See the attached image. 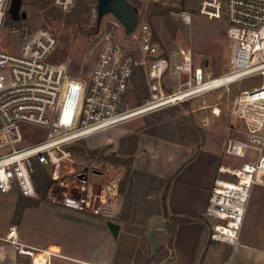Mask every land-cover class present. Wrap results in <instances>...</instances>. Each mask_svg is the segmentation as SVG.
Segmentation results:
<instances>
[{"label":"built area","instance_id":"built-area-1","mask_svg":"<svg viewBox=\"0 0 264 264\" xmlns=\"http://www.w3.org/2000/svg\"><path fill=\"white\" fill-rule=\"evenodd\" d=\"M23 1L19 10H25ZM128 1L138 8V2L157 0ZM50 2L65 11L74 0ZM9 5L10 0H0V190L4 192L13 190L34 197L36 166H51V176L56 178L61 162L72 160L70 145L93 132L210 90L228 88L250 75H264V0H225V6L222 0H200L198 13L210 18L222 19L225 8L230 61L228 69L217 74L194 63L190 47L180 48L170 64L153 40L148 24L139 21V8L130 31L137 41L133 48H123L106 36L90 72L72 73L67 60L51 59L57 41L54 33L42 26L30 29L27 13L12 18ZM175 18L189 23L191 13L180 9ZM170 67L181 77L166 78ZM137 68L144 71L149 95L136 105L125 106ZM166 82L176 85L168 89ZM211 109L214 114L220 112L219 106ZM230 115L239 123L231 124L236 134L225 138L222 151L242 160L236 165H219L218 170L229 176L215 178L208 191L205 214L211 217L210 240L234 246L239 242L251 186L264 185V78L238 91ZM27 130H41L42 137L24 142ZM113 187L115 182L101 185V204L93 205L90 189L85 196H65L62 203L95 214L106 211L103 192L110 189L114 194ZM6 242L17 254L30 256L34 264H39L38 254H55L50 248L25 242L13 226L0 236V244Z\"/></svg>","mask_w":264,"mask_h":264},{"label":"rangeland","instance_id":"rangeland-1","mask_svg":"<svg viewBox=\"0 0 264 264\" xmlns=\"http://www.w3.org/2000/svg\"><path fill=\"white\" fill-rule=\"evenodd\" d=\"M27 1L22 2V7L27 13L26 24L30 29L42 26L54 33L57 41L51 59L54 61L67 60L68 68L72 73L87 75L90 72L106 36L116 41L123 48H133L137 43L133 33L126 32L120 20L112 12L104 14L96 28L95 18L92 14L96 0H74L71 7L65 11L55 8L51 11L54 17L52 21L44 18L43 14V11L48 9V4L43 6L41 2ZM157 1L162 6H168L170 8L168 12L153 13L152 2H138L139 21L143 20L148 24L153 40L159 44L161 53L168 58L170 64L176 58L180 48L190 47L194 63L202 64L205 69H211L214 74L228 69L230 59L228 42L225 37V8L223 18L216 19L198 13L197 7L200 0ZM222 2L225 6V0ZM180 9H186L191 13L189 23H182L175 18V12ZM2 40L4 42V38ZM205 59H207V64H204ZM168 72L169 74L166 76L168 79L172 77L174 80V78L181 77L173 71L172 67L169 68ZM263 78L264 75L262 74H253L231 83L228 88L210 90L184 102L152 110L106 129L93 132L70 145L72 160L65 158L61 162L56 178L51 176V166H46L45 170L36 166L34 179L37 194L34 198L39 199L40 207L38 214L28 216L23 228L24 237L34 241L42 248L48 247L55 252V254L52 253L48 256L38 254L39 264H59V262L63 264H85L54 248L55 239L69 235L66 224L62 226L64 222L60 219L61 216H64L62 208H68V211L76 210L75 212L78 213L77 221L84 219L82 221L84 223L80 222L82 227L88 225V220L96 218V215L102 220H106L107 228L112 233L107 221L116 222L118 229L115 234L112 233L114 237L117 236L120 227L140 231L144 237V243L141 247V262L143 261L142 258L151 255V260L148 263L154 262L155 258L158 257L156 255L165 252L162 242L166 240L167 243L168 236H170L166 232L165 238H163L159 233L157 234L148 228L149 217L154 213L153 211L161 206L160 190L158 194L156 193L159 181L150 178L144 171L141 174L133 172L135 165L132 163L130 172L125 177L126 166L124 163L108 158L113 152L126 158L127 154L121 150H129L131 140L125 138L121 141L120 138L128 136L130 133H136L138 136L139 133H148L147 130L188 143L211 144L220 150L222 139L224 140L227 134L226 128L229 122L233 121L234 125L239 123L238 118H233L230 115V108L236 94L242 88L260 83ZM166 83L169 86L168 89L176 85L172 82ZM126 95L125 106L136 105L149 95L148 84L142 68H137L132 75ZM214 105L220 107L219 114L212 112L211 108ZM42 134L41 130H27L23 141H33L42 137ZM224 156L227 159L221 162L223 164H232L238 161L237 157ZM72 161L75 162L73 170L70 168ZM94 169L101 170L103 176L93 175ZM83 171L87 173L88 179L86 181L77 177V174ZM47 177L51 179V182L48 184L46 194L41 197L40 194L44 191V181ZM111 182H115V187H113L116 188V192H113L114 198L110 197L112 194L110 189L103 192L104 197H106L105 203L113 200L111 211L106 210L100 211L99 214H92L89 211L62 203L66 198L65 196H85L90 189L93 205L101 204L99 188L102 184L110 185ZM258 189L264 194V185L256 183L252 184L250 192L251 190L252 192L258 191ZM3 198L4 195L1 193L0 200ZM259 223V226L254 230L245 221L242 222L239 230L241 241H249L248 239L254 233H264V220ZM78 228L81 229V226ZM74 229H76L74 225L69 226L71 232ZM158 235L159 238L157 239L156 236ZM208 241L209 243H216L213 240ZM158 246L159 249L157 250ZM13 249L7 242L5 245L0 244V264H34L30 256L17 254ZM225 250L223 249L221 252L224 253Z\"/></svg>","mask_w":264,"mask_h":264},{"label":"crops","instance_id":"crops-1","mask_svg":"<svg viewBox=\"0 0 264 264\" xmlns=\"http://www.w3.org/2000/svg\"><path fill=\"white\" fill-rule=\"evenodd\" d=\"M231 124H234L233 121L229 122L226 128L225 138L236 134ZM224 140L222 139L219 150L211 144H193L150 133H139L132 164L135 165V169L169 180L165 198L167 213L169 215H200V218L177 223L169 241L171 234L165 228L167 218L161 212V206L153 211L154 213L148 219V228L159 233L163 238L166 232L170 234L167 243L166 240L162 242L165 252L156 264H264V233H254L248 239L249 241H241L239 236V242L234 246L226 243L222 246L220 244L222 242L209 243L208 241L211 222V217L205 214L208 191L215 178L229 176L228 172L218 170L219 165L223 164L221 162L227 159L222 151ZM241 160L238 158L236 163L223 165H236ZM1 193L4 198L0 200V236H4L13 226L22 240L39 246L24 237L23 228L29 215L38 214L40 201L29 205L28 196L25 197L18 220L13 221L20 194L13 190L7 192L0 190ZM110 197L114 198V194ZM112 203L113 200L106 203L105 208L111 211ZM75 211L62 208L64 216L60 219L64 222L62 226L66 224L69 235L55 239L53 245L57 251L67 253L85 264H149L146 261L151 260L152 255L142 258L141 262L140 254L139 261L134 260L141 238L137 232L120 227L117 236L114 237L107 228L106 220L96 215V218L88 220V225L82 227L80 222L84 223L82 222L84 219L77 221L78 213ZM263 220L264 194L259 189L253 192L251 190L242 222L245 221L255 230L259 222ZM71 225L76 228L72 232L69 230ZM76 226H81V229ZM159 235L156 236L157 239ZM223 249H226L224 253L221 252ZM59 264L63 263L59 262Z\"/></svg>","mask_w":264,"mask_h":264},{"label":"trees","instance_id":"trees-1","mask_svg":"<svg viewBox=\"0 0 264 264\" xmlns=\"http://www.w3.org/2000/svg\"><path fill=\"white\" fill-rule=\"evenodd\" d=\"M30 2H41V4L43 6L45 4H48L49 5L48 9L43 11L44 18L48 19V21H52L53 20L54 17L52 16L51 11H53L56 7L50 2V0H32ZM151 5H152V8L154 9L152 11L153 13H166L170 9L168 6H162V4L159 3V1H152ZM146 132H148L150 134H153V135H159V136H162V137H167V138H170V139H174V138H171V137H168V136H164L163 134L157 133L155 131H148L147 130ZM137 137L138 136H137L136 133H130L128 136H124V137L120 138L121 141H123L125 138L131 140V148L129 150H125V149L121 150V152L127 154L126 158H123L122 156L116 154V152L111 153V157L108 158V159H111L112 161H121L122 163H124V165L126 166L125 177L130 172V165L132 163L133 154L135 152V149H136L137 143H138V138ZM37 167H40L42 170H45V168L42 165H37ZM132 171L135 172V173H139V174L145 172V171L143 172V170L140 171L138 169H134ZM145 173L150 178L156 179V180L159 181V185L156 188V193L158 194V192L160 190L159 195H160V198H161V212L167 218L166 222H165V228L171 234V236L169 238V241H170L171 238H172V234L174 232V229H175V226H176L177 223L184 222V221H191L192 219H195V218H200V215H198V214L169 215L167 213V211H166V204H165L166 191H167V188H168L169 180H165L164 178L156 176V175L151 174L149 172H145ZM121 181H122V179H121ZM50 182H51V179L49 177H47L45 179V181H44V191H43V193L40 194L41 197L46 194L45 192H46V190L48 188V184ZM25 197H27V196H24L22 194H20V196L18 197L16 208H15V212H14V215H13V218H12L13 221L18 220V216L21 213V208H22L21 205L23 204V200H25ZM38 202H39L38 198L29 197L27 199V203L29 205H31V204L34 205V204H37ZM129 230H131V229H129ZM133 231L137 232L141 236V238H140V247H138V249L136 251V254H135V259H134L135 262H137V261H139V257H140V254H141V246L144 243V237H143V234L140 231H136V230H133ZM157 256L158 257L155 258L154 262H152L150 264H156L157 262H159L160 259H161V256H163V254L160 253ZM148 261H149V259L146 262H148Z\"/></svg>","mask_w":264,"mask_h":264},{"label":"water","instance_id":"water-1","mask_svg":"<svg viewBox=\"0 0 264 264\" xmlns=\"http://www.w3.org/2000/svg\"><path fill=\"white\" fill-rule=\"evenodd\" d=\"M19 7L20 0H10L8 12L12 18L26 16V11L19 10ZM109 12H112V14L120 20L126 32L131 31L138 17V8L128 0H96L95 7L92 11L93 17L95 18L96 28L99 26L102 16ZM91 27L93 28V26ZM204 64H207V59L204 60ZM92 172L95 176H103L101 170L94 169ZM77 177L85 180L87 178V173L85 171L80 172ZM107 224L112 233L115 234L118 229V224L111 220H108Z\"/></svg>","mask_w":264,"mask_h":264},{"label":"bare ground","instance_id":"bare-ground-1","mask_svg":"<svg viewBox=\"0 0 264 264\" xmlns=\"http://www.w3.org/2000/svg\"><path fill=\"white\" fill-rule=\"evenodd\" d=\"M46 254V253H45ZM29 257V256H28Z\"/></svg>","mask_w":264,"mask_h":264}]
</instances>
